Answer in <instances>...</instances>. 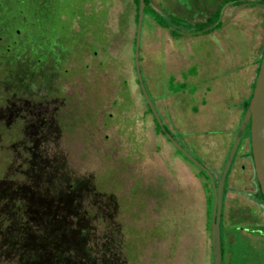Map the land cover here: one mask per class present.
Returning a JSON list of instances; mask_svg holds the SVG:
<instances>
[{
  "label": "rangeland",
  "instance_id": "374dc122",
  "mask_svg": "<svg viewBox=\"0 0 264 264\" xmlns=\"http://www.w3.org/2000/svg\"><path fill=\"white\" fill-rule=\"evenodd\" d=\"M31 1L41 24L35 32L45 40L32 45L41 52L23 51L25 44L18 56L0 58V217L8 218L0 223V264H28L40 250L25 257L30 246L12 237L21 229L12 200L23 201L22 186L36 197L41 187L52 195L71 191L76 202L100 189V264H211V190L197 164L217 181L251 94L264 0H222L213 21L219 27L170 26L178 37L145 7L140 76L170 136L196 162L157 132L139 90L132 0ZM147 1L188 24L214 11L204 0H171L168 9L163 0ZM20 15L12 14L15 22ZM247 137L243 131L223 180L221 264H264V202Z\"/></svg>",
  "mask_w": 264,
  "mask_h": 264
},
{
  "label": "trees",
  "instance_id": "16d2710c",
  "mask_svg": "<svg viewBox=\"0 0 264 264\" xmlns=\"http://www.w3.org/2000/svg\"><path fill=\"white\" fill-rule=\"evenodd\" d=\"M6 1H18L20 3V5L13 6V8L15 9H12L10 7L9 11L7 12L9 13V16L11 15L10 21L12 22L11 24H9V27H16V24L18 23L15 22V20L12 18V14L15 12L18 16L20 15V13L21 15L23 13H26L32 19H38V17H36V9L32 7L33 1H31L32 3L30 2V0ZM247 1L251 0H224L223 2H230L236 5ZM143 2L144 6L142 15L144 14V10L146 7L148 13H150L154 22L160 27L168 29L169 34L173 37H178L179 33L176 30L170 28V26L175 28L183 27L188 31L202 32L210 31L220 26L218 22H214L213 24V21H215V19H217L219 16L221 3L213 12L209 13L206 20L188 24L185 23V21H183L179 17L173 15L163 17L157 12H155L154 9L147 6V0H143ZM132 3L134 5L133 21L134 24H136L138 0H132ZM28 4L29 6H27ZM0 15L1 17H3L1 14V10ZM3 23L5 24L4 21ZM40 25L41 24L38 20H35L32 23V26L34 27H39ZM133 41L134 36L132 39V48ZM263 47L264 40L261 46V53ZM259 60L260 57L257 60L256 71L258 68ZM249 97L247 98V101ZM246 106L247 102L245 103L243 110ZM147 109L150 112L148 106ZM153 120L157 132L162 133V135L166 137V139L173 145V147L179 154H181L185 159L191 161L184 149L172 139L169 134L168 128L163 123L160 127L156 123L155 119ZM244 131L247 132L248 136V122L245 125ZM247 155L250 156L249 146ZM254 180L257 187V194L264 202L262 195L259 191L255 176ZM22 187L24 190L23 201L12 200L15 204V206H13L14 209L12 208V210L18 216V218H16L17 225H21V229H18L19 233L17 234L16 232H13L14 235L12 237L19 239V235H22V239H24L23 241H25V245L30 246V248H26L23 252V255L25 257L32 255L31 249L35 247L40 248V250L36 252L37 258H35L33 261L30 259L28 264H100V260H102V255H100V221L104 220L101 219L102 217L100 215V189L91 190L94 192L93 199L89 198L88 201L76 202L74 198L75 196L72 194L71 191H69L68 193L52 195L46 189L41 187L40 191L37 193L38 197H36L31 194L27 186ZM211 199L212 197L210 195L209 203H211ZM21 205H23V207H21ZM104 205L109 209H113V203L111 199L105 201ZM22 211L25 212L24 215L21 213ZM30 219L31 222L29 221ZM5 220H8V218L0 217V223H4ZM107 245L109 247L111 244L107 242Z\"/></svg>",
  "mask_w": 264,
  "mask_h": 264
},
{
  "label": "water",
  "instance_id": "95a60500",
  "mask_svg": "<svg viewBox=\"0 0 264 264\" xmlns=\"http://www.w3.org/2000/svg\"><path fill=\"white\" fill-rule=\"evenodd\" d=\"M143 6V0H138L137 17L133 41V67L141 95L144 98V101L147 104L156 123L161 127L162 122L159 119L158 114L154 106L150 102L149 97L145 91L138 66V47ZM247 122L248 145L250 149V157L253 166V172L258 184L259 191L264 200V47L260 56L256 74L254 76L249 101L244 110L242 118L238 123L228 153L225 157L224 163L217 177V181H214V178L210 171H208L202 165L197 164L202 170L205 171L208 176L212 197L209 220V244L211 252V264H221L219 218L221 212V195L223 180ZM189 158L191 159V161L196 162L195 160H192L191 157Z\"/></svg>",
  "mask_w": 264,
  "mask_h": 264
},
{
  "label": "flooded vegetation",
  "instance_id": "af4514ba",
  "mask_svg": "<svg viewBox=\"0 0 264 264\" xmlns=\"http://www.w3.org/2000/svg\"><path fill=\"white\" fill-rule=\"evenodd\" d=\"M43 3H45V2L43 1ZM15 5H20V3L18 1H14V2H9L6 0L0 1V10H1V14L3 16V17H1V15H0V58H5L6 56L8 57L9 55H10L9 58H13L14 54L19 53V49H18L19 46H23L25 44L27 45V47H24L23 51H26L25 48H28L30 50L29 52H31V54H36V53L39 54V52H41V51L38 52L37 50H39L40 48H36V47L33 48L32 44H35V42H39L38 44H40V42L45 41V40L41 39V36L38 35L37 32H35V31H37V29L40 26L34 27L31 24V27L29 29L26 13H23L20 16V18L22 20L21 23H17L16 27H9V24H11L12 22L10 21L11 15L9 16V13H7V12L9 11L10 7L12 9H15V8H13V6H15ZM34 6L36 7L35 3H32L33 8H34ZM36 15H37V12H36ZM11 20H12V18H11ZM35 20H38V19L37 18L33 19L31 23H33ZM3 21L5 22V24L3 23ZM24 55H25V53L22 52L21 56H24ZM35 61L40 62L39 59H36ZM35 68H38V67H33V69H35ZM37 105H39V104H37ZM40 111H41V109H40ZM41 113L43 115L42 111H41ZM44 117H46V116H44ZM257 229H259V228H257Z\"/></svg>",
  "mask_w": 264,
  "mask_h": 264
},
{
  "label": "crops",
  "instance_id": "0c3cea01",
  "mask_svg": "<svg viewBox=\"0 0 264 264\" xmlns=\"http://www.w3.org/2000/svg\"><path fill=\"white\" fill-rule=\"evenodd\" d=\"M222 0H214V2H210V0H204V8H210V5H212L213 7H214V10L219 6V2H221ZM174 2H172L171 0H163L162 1V4L165 6L166 5V7H167V9L169 8V6H170V4H173ZM250 3H252V2H250ZM179 4V3H178ZM217 5V6H216ZM192 7H191V9H193V5H191ZM211 13V12H210Z\"/></svg>",
  "mask_w": 264,
  "mask_h": 264
}]
</instances>
